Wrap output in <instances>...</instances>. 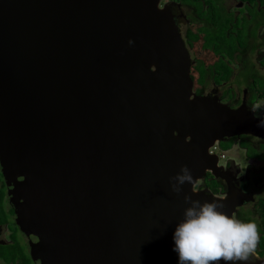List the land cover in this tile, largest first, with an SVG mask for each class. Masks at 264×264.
Listing matches in <instances>:
<instances>
[{
	"label": "water",
	"instance_id": "95a60500",
	"mask_svg": "<svg viewBox=\"0 0 264 264\" xmlns=\"http://www.w3.org/2000/svg\"><path fill=\"white\" fill-rule=\"evenodd\" d=\"M160 1L0 0V161L40 264H179L184 196L231 216L246 197L209 148L264 138V116L193 92ZM183 165L197 183L224 179L227 194L173 192Z\"/></svg>",
	"mask_w": 264,
	"mask_h": 264
},
{
	"label": "flooded vegetation",
	"instance_id": "af4514ba",
	"mask_svg": "<svg viewBox=\"0 0 264 264\" xmlns=\"http://www.w3.org/2000/svg\"><path fill=\"white\" fill-rule=\"evenodd\" d=\"M160 6L171 9L181 37L190 53L191 76L193 86H196L195 94L212 95L233 108H238L243 103L251 110V106H259L262 109L254 113L263 117L264 112L260 111H264V105H258L257 101L258 94H264V0H161ZM183 25L186 27L182 28ZM243 32L247 33L246 38L242 36ZM192 35H197V39H193ZM241 39H246L245 44L239 41ZM229 41L232 43L227 46L226 43ZM248 56L250 58L252 56L253 60L250 62L253 66L250 67L249 73L244 74L246 78L243 81L239 75L245 68L246 62L241 59ZM216 75L221 86L228 83L229 86H233L237 81L240 84L238 91L232 89L227 90L226 93L220 90L219 85L209 88L210 82ZM247 94L251 97L248 98ZM227 139L233 140L231 147L238 146L246 157L250 149L255 150V155L249 158L255 159L258 163L262 161L264 164V158L260 157L264 152V138L243 134ZM222 142H219L221 148ZM224 160L219 162V165L223 167L222 170L233 179L238 188L246 193L242 205L237 208L238 215L241 208L255 204L258 200L255 191L260 190L262 184L254 177L259 171L256 172L255 168L247 164L246 171L242 174L240 163L230 157ZM254 165L261 166V164ZM257 169L260 170V168ZM196 188L208 189L215 196H220L227 194L228 184L224 179L208 171L204 179L202 178L201 182L196 184ZM5 191L8 197L6 202ZM260 199L264 204V199ZM260 209H263L260 204H255L252 210L249 208V211L250 213L257 211L255 213L259 214ZM0 213L3 216V219L0 218V264H40L39 260L33 257L29 240L23 232L21 233L28 243V251L32 256L26 253L21 254V243L15 241L19 227L18 215L12 203L1 161ZM261 238H264L263 234L260 235V240ZM258 252L260 258H264V248L260 242Z\"/></svg>",
	"mask_w": 264,
	"mask_h": 264
},
{
	"label": "clouds",
	"instance_id": "9594fccd",
	"mask_svg": "<svg viewBox=\"0 0 264 264\" xmlns=\"http://www.w3.org/2000/svg\"><path fill=\"white\" fill-rule=\"evenodd\" d=\"M132 43L130 40L129 44ZM251 108L254 112L262 109L256 105ZM258 126L264 127V120ZM223 150L227 152V149ZM170 181L172 191L177 194L183 191L185 184H191L192 192H198L197 180L187 165H183ZM184 201L190 206L185 209L184 219L174 233V251L178 253L179 264H219L220 261L232 264L252 261L254 264L261 259L258 252L260 232L255 222L228 215L220 210L224 205L216 200L201 203L186 194Z\"/></svg>",
	"mask_w": 264,
	"mask_h": 264
},
{
	"label": "rangeland",
	"instance_id": "374dc122",
	"mask_svg": "<svg viewBox=\"0 0 264 264\" xmlns=\"http://www.w3.org/2000/svg\"><path fill=\"white\" fill-rule=\"evenodd\" d=\"M186 27V25H183L182 26V28H185ZM242 36L244 37V38H246L247 37V33L246 32H243V34H242ZM242 44H245V42H246V39H241V40H239ZM257 42V41H256ZM232 42L231 41H229V42H227L226 43V45L228 46V45H230ZM242 60H244L246 63H245V68L242 70V73L239 75V77L240 78H242V80L243 81H245V78H246V75H244L245 73H249L250 72V67H252L253 66V63H251L250 61H252L253 60V58H252V56H251V58L248 56V57H246V58H242L241 59V61ZM214 78V80L213 81H211L210 82V86H209V88H215L214 86H217V85H219L220 86V90L221 91H226V93L228 92L227 90H232V89H236V91H238V86L240 85L237 81L236 82H234V85L233 86H229V83L228 84H226L225 86H221L220 85V80H219V78L217 77V75L216 76H214L213 77ZM193 92L195 93L196 92V86H193ZM249 94H247V96H248ZM259 95V97H258V105H260V106H263L264 105V94L263 93H259L258 94ZM251 96L249 95L248 96V98H250ZM228 104V103H227ZM233 106H235V105H233ZM261 113H263L264 111H260ZM226 140H224L223 142H225ZM238 146H234V147H231L230 149H227V156L228 157H230V158H232L233 160H235L237 163H240V165H241V173L242 174H244L245 173V171H246V168H247V164H249V166H251V167H253V168H255V171L256 172H258L257 173V175L254 177L255 178V180L257 181V180H259V181H261V183L260 184H262V187H261V189L260 190H256L255 191V195H256V198H258V200L256 201V203L255 204H260V206L263 208V209H260V213L259 214H256L257 213V211H253L252 213H250V211H249V208L252 210V208L255 206V204H249V205H246L245 207H243V208H241L240 210H241V212H240V214L242 215V216H244L241 220L242 221H245V222H249V221H251V222H255L258 226H259V232L261 233V234H263L264 235V204L262 203L263 202V200L262 199H260V198H263L264 199V164L262 163V161L261 162H256V160L255 159H253V158H249V157H246L243 153H242V151L240 150V148L238 149L237 148ZM220 151V150H219ZM224 162L225 160L224 159H221V160H219V162ZM220 162V163H221ZM254 164H261V166H259V165H254ZM257 168H260V170L259 169H257ZM204 179V178H203ZM199 182H201V180H199ZM5 197H6V200H5V202L8 200V197H7V192L5 191ZM7 208V207H6ZM248 209V210H247ZM244 210H245V212H244ZM248 211V212H247ZM256 212V213H255ZM248 213V215L246 216L245 214H247ZM235 217H237V214H235L234 215ZM0 218H2L3 219V216H2V213H0ZM238 218V217H237ZM246 218H249V219H246ZM22 230H21V228L20 227H18V232H17V234H16V239H15V241L17 242V243H21V245H20V253L21 254H23V253H26V254H29V255H31L30 254V252L28 251V247H27V242H26V240H25V238L23 237V235H22ZM260 234V235H261ZM261 244H263V242L261 241ZM32 256V255H31ZM34 257V256H33Z\"/></svg>",
	"mask_w": 264,
	"mask_h": 264
},
{
	"label": "trees",
	"instance_id": "16d2710c",
	"mask_svg": "<svg viewBox=\"0 0 264 264\" xmlns=\"http://www.w3.org/2000/svg\"><path fill=\"white\" fill-rule=\"evenodd\" d=\"M193 36V39H197V35H192ZM207 45H209V43H207ZM200 69H201V67H200ZM201 71L202 72H204V70L203 69H201ZM233 140H228V139H226V141L225 142H222V148L223 149H228L229 147H231V145H232V142ZM255 155V150H253V149H250V151L248 152V157H252V156H254ZM260 157H262V158H264V152L262 153V155L260 156ZM248 214H246V216H247ZM237 217H238V219H242L244 216H242L240 213L237 215ZM261 241L263 242V244H261ZM260 244H261V246L264 248V238H261V240H260Z\"/></svg>",
	"mask_w": 264,
	"mask_h": 264
},
{
	"label": "built area",
	"instance_id": "2783aa9c",
	"mask_svg": "<svg viewBox=\"0 0 264 264\" xmlns=\"http://www.w3.org/2000/svg\"><path fill=\"white\" fill-rule=\"evenodd\" d=\"M220 150V151H219ZM209 152L211 154H217L219 156V160L226 159L227 155L225 151L219 146V141H216L210 148Z\"/></svg>",
	"mask_w": 264,
	"mask_h": 264
}]
</instances>
